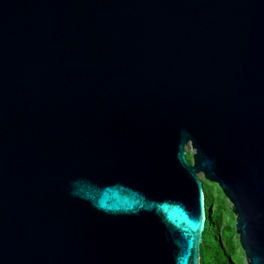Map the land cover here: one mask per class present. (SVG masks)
I'll return each mask as SVG.
<instances>
[{
	"label": "water",
	"instance_id": "obj_1",
	"mask_svg": "<svg viewBox=\"0 0 264 264\" xmlns=\"http://www.w3.org/2000/svg\"><path fill=\"white\" fill-rule=\"evenodd\" d=\"M202 179L264 264V0H0V264H199Z\"/></svg>",
	"mask_w": 264,
	"mask_h": 264
},
{
	"label": "trees",
	"instance_id": "obj_2",
	"mask_svg": "<svg viewBox=\"0 0 264 264\" xmlns=\"http://www.w3.org/2000/svg\"><path fill=\"white\" fill-rule=\"evenodd\" d=\"M190 160L191 155L186 154ZM205 203V225L200 243L199 264H241L244 256L234 225L224 222L225 197L220 188L202 180ZM232 215V210L230 209Z\"/></svg>",
	"mask_w": 264,
	"mask_h": 264
},
{
	"label": "rangeland",
	"instance_id": "obj_3",
	"mask_svg": "<svg viewBox=\"0 0 264 264\" xmlns=\"http://www.w3.org/2000/svg\"><path fill=\"white\" fill-rule=\"evenodd\" d=\"M185 149H186L187 153H189L190 155L192 154L193 149L189 145H186ZM199 177L202 178L201 175H199ZM230 209H231V204L225 198L224 215H223L224 222L225 223L228 222L229 224L232 225L234 222V215L231 214ZM240 258H241V264H246V260H245L244 256H240Z\"/></svg>",
	"mask_w": 264,
	"mask_h": 264
}]
</instances>
